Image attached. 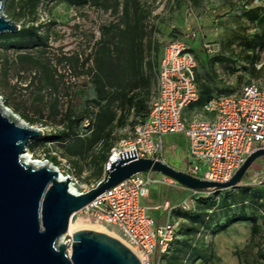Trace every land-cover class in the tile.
Listing matches in <instances>:
<instances>
[{"label": "rangeland", "instance_id": "rangeland-1", "mask_svg": "<svg viewBox=\"0 0 264 264\" xmlns=\"http://www.w3.org/2000/svg\"><path fill=\"white\" fill-rule=\"evenodd\" d=\"M27 2L7 0L4 12L20 26L37 25L44 39L26 47V38L0 33V94L13 112L43 129L47 137L61 135L67 128L69 108L76 118L83 109L92 113L66 137H35L28 145L35 157L49 162L54 159L52 163L71 176L79 190L104 176L105 163L100 156L107 152V143L132 136L138 118L134 111L127 113L125 124H117L118 115L127 109L124 95L141 92L150 105L158 86L160 54L171 38L192 39L200 89L208 88L212 96L238 92L249 80L264 79V0H88L82 4L39 0L35 8ZM127 2L129 18L125 15ZM134 6L142 13L143 73L149 84L143 86L138 78H132L130 86L125 87L127 80L125 85H113L109 90L115 99L107 97L97 105L92 79L99 71V55L102 49L115 51L122 45L118 35L127 20L133 21ZM254 9L257 16L248 12ZM191 31L196 36L188 37ZM86 57L90 60L85 62ZM201 108L199 100L187 112H200ZM113 111L115 119L108 124L106 115ZM111 126L108 141L97 139ZM164 142L166 162L190 172L185 134L170 132ZM205 169L202 165L200 173ZM214 189L195 194L178 181L151 186L147 198L151 209L166 198L178 209L177 236L166 254H153L151 264H264L260 257L264 253V187L238 184ZM241 212L258 217L260 231L252 240L249 220H237L214 232ZM72 219L78 227L105 226L108 231L101 230L121 234L84 210L76 211ZM72 235L68 239L73 241Z\"/></svg>", "mask_w": 264, "mask_h": 264}, {"label": "built area", "instance_id": "built-area-1", "mask_svg": "<svg viewBox=\"0 0 264 264\" xmlns=\"http://www.w3.org/2000/svg\"><path fill=\"white\" fill-rule=\"evenodd\" d=\"M194 36L195 31L188 34ZM197 64L193 48L185 38L175 37L164 45L157 91L148 115L135 125L131 137H123L111 147L105 172L111 162L122 157L166 161L164 135L170 132H183L188 139V154L194 160L190 173L212 181L230 180L250 154L264 148V79H251L238 92L214 96L203 104L201 113L188 117L185 109L200 98ZM257 159L260 162L251 164L245 173L246 181L243 183L242 179L239 184H264V155ZM202 165L206 169L200 173ZM175 182L164 174L155 176L153 171L138 172L106 189L80 210L117 227L141 264H151L153 254L168 252L176 237L177 209L169 199L159 203L156 208L165 209L168 218L158 223L149 211L151 207L142 200L154 183ZM190 189L195 194L215 190ZM72 242L69 238L68 250Z\"/></svg>", "mask_w": 264, "mask_h": 264}, {"label": "water", "instance_id": "water-1", "mask_svg": "<svg viewBox=\"0 0 264 264\" xmlns=\"http://www.w3.org/2000/svg\"><path fill=\"white\" fill-rule=\"evenodd\" d=\"M6 2L0 0V33L21 27L5 14ZM12 114L6 115L0 106V264H141L124 241L98 228L74 229L71 251L59 238L68 230L73 213L133 174L153 171L189 188L223 189L238 185L251 164L264 155V148L250 154L225 182L203 179L152 157H122L111 162L95 186L73 191L71 176H63L57 166L23 159L30 140L44 131Z\"/></svg>", "mask_w": 264, "mask_h": 264}, {"label": "trees", "instance_id": "trees-1", "mask_svg": "<svg viewBox=\"0 0 264 264\" xmlns=\"http://www.w3.org/2000/svg\"><path fill=\"white\" fill-rule=\"evenodd\" d=\"M27 1H28L27 3L31 4L32 8H35L39 0H27ZM69 1L75 4H82V3L88 2V0H69ZM134 7H135V10H134L133 21L131 19L127 20L125 28L121 30V32L118 35V38L119 40H121L122 45L116 47V50H115L116 52L113 50L107 51L105 49H102L99 55V58H98V67H99L98 70L99 71L96 73L95 77L92 79V82L94 84V87L97 93V98L94 99V102L97 105H101L102 101L106 99L107 97H110L111 101L115 99L114 96H111L112 92L109 90V88H111L113 85H121V86L125 85L124 81L127 80L128 84L126 83L127 85H125V87L130 86V84L132 83V78H138L143 86H146L149 84L148 76L143 73L144 55H143L142 46H141V41L143 37L142 13L140 12V9L137 6H134ZM248 12H251L250 15L257 16L255 9L253 11L251 10ZM125 15L128 18L130 16L128 2L126 4ZM12 35L26 38L29 41L27 45H24L26 47H34L37 44L35 42L36 39L38 41H42L44 39L43 35L39 33L38 26L34 24H30L27 26H21L18 31L7 32L3 34V36H12ZM84 60L86 62L90 60V57H86ZM158 67H159V64H158ZM198 86H199V83H198ZM199 92H200L199 100H201L202 106L206 101L214 97L212 96L208 88L200 89V86H199ZM124 104L127 105V109L125 110V112H121L118 115L117 124H120V125L125 124L126 119H127V113L130 112L131 109H133L135 114L140 115V118L137 119L136 122L133 124V129H134L137 123L145 120V118L148 115L150 105H147V103L145 102V98L141 92L132 93L130 95H127L126 93V95H124ZM115 116H116V113L114 111L110 112L109 115H106L107 123L113 124ZM66 117L68 119L67 128L62 130L61 135L57 133L56 135H53L52 137H47L45 134H43L42 138L56 139L59 136L64 138L68 136L71 131H73L74 126L76 124L81 123L85 118L92 117V113L88 109H83L81 114L78 115V117L76 118L75 115L72 113V109L69 108L66 113ZM112 131H113V128L111 126L109 129H107L104 135H99L97 139L105 138V140L108 141L111 138ZM114 144L115 143L108 142L105 147L107 152L103 153L100 156L101 161H103L104 163H106L111 147ZM28 145H30V143ZM52 161H54V159ZM241 185L243 184H240V186ZM260 185L264 187V184H260ZM237 220L251 221V240L255 237L257 233H259L260 223L258 221L257 215L255 214L248 215L244 212H241L239 213L238 216L229 218L224 223L219 224L217 228L214 230V232H218L220 230L225 229L231 223ZM201 221L204 222V219H201ZM177 230L178 229H176V236H177ZM260 257L264 259V253L261 254ZM247 264H251V263L247 262Z\"/></svg>", "mask_w": 264, "mask_h": 264}, {"label": "bare ground", "instance_id": "bare-ground-1", "mask_svg": "<svg viewBox=\"0 0 264 264\" xmlns=\"http://www.w3.org/2000/svg\"><path fill=\"white\" fill-rule=\"evenodd\" d=\"M0 106H1V108H2V110H3V112L6 114V115H9V116H13V114H12V112H13V110L4 102V100H3V97L1 96V94H0ZM25 122V121H24ZM23 159L25 160V161H27V162H29V163H36V164H49V165H51V166H53L54 164L53 163H51V162H49V161H46V160H36V159H39V158H37V157H35L34 155H33V153L29 150V148H28V150H27V152L23 155ZM56 166V165H55ZM58 168V167H57ZM59 169V168H58ZM59 171L62 173V175L64 176L65 174L62 172V170L61 169H59ZM71 189L73 190V191H80L78 188H77V186H76V183H75V181H73V180H71ZM74 214V213H73ZM73 216V215H72ZM72 216H71V219H70V222H69V227H68V230L64 233V234H62L61 236H60V238H59V241L60 242H64V243H66V245H68V241H69V239H68V235H71L72 234V232H73V230L74 229H76L78 226H77V224H75L74 222H73V219H72ZM103 223V222H102ZM101 229H103V230H105V231H108L107 230V228L105 227V226H99ZM117 230V229H116ZM109 232H111V231H109ZM111 233H113V232H111ZM114 235H116L117 237H119V239H121L122 241H124V238H121V234L120 235H117V234H115V232L113 233ZM112 234V235H113ZM70 251H71V249H69Z\"/></svg>", "mask_w": 264, "mask_h": 264}, {"label": "crops", "instance_id": "crops-1", "mask_svg": "<svg viewBox=\"0 0 264 264\" xmlns=\"http://www.w3.org/2000/svg\"><path fill=\"white\" fill-rule=\"evenodd\" d=\"M173 38H175V37H173ZM173 38H171V39H173ZM182 38H184V37H182ZM170 39V40H171ZM190 44H191V46H192V48H194V46H193V44H192V39H186ZM162 51H163V49H162ZM161 56H162V52H161V54H160V58H159V63H160V59H161ZM192 106V105H191ZM191 106H189V107H187L186 109H185V114L188 116V117H192V116H194L195 114H197V113H201V111L200 112H192V113H189V112H187V111H189L190 110V107ZM201 110H202V108H201ZM131 111H134L133 109H131ZM136 116H138V118L137 119H139L140 118V115L139 114H136ZM204 116H207V117H209L210 115L209 114H204ZM127 120V119H126ZM167 134H169V133H167ZM165 136V135H164ZM185 138H186V148H185V157H186V159H187V161L189 162V164L191 165L192 164V162L194 161L193 160V158L192 157H190L189 156V154H188V139H187V137H186V135H185ZM149 196V195H148ZM148 196L147 197H145L142 201H143V203L144 204H146V205H148V206H152L151 204H149L148 202H147V198H148ZM167 199V198H166ZM165 200V199H164ZM164 200H162V201H164ZM162 201H160L159 203H161ZM158 203V204H159ZM157 204V205H158ZM156 205V206H157ZM150 210H154L155 211V213L153 214V213H151V211ZM149 211H150V213L154 216V218L156 219V221L158 222V223H163V222H165L166 220H167V218H168V213H167V211L165 210V209H163V208H156V209H150ZM175 214H176V212H175ZM175 218H176V216H175ZM177 219V218H176ZM178 221V220H177ZM113 226V225H112ZM115 229H117V227H115V226H113ZM117 231H119L118 229H117Z\"/></svg>", "mask_w": 264, "mask_h": 264}]
</instances>
